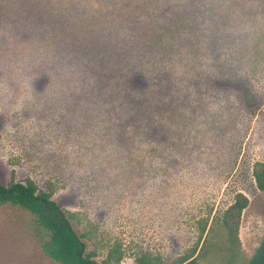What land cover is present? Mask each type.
Instances as JSON below:
<instances>
[{
	"label": "rangeland",
	"instance_id": "rangeland-1",
	"mask_svg": "<svg viewBox=\"0 0 264 264\" xmlns=\"http://www.w3.org/2000/svg\"><path fill=\"white\" fill-rule=\"evenodd\" d=\"M108 4L0 0V181L52 192L98 264H136L144 253L178 260L206 238L220 244L223 213L243 193L250 203L233 264H246L264 237L252 173L264 161V0L184 2L173 63L141 59L135 44L152 85L147 116L142 100L124 111L105 85L122 75ZM104 65L112 77L94 80L90 69ZM158 86L176 91L162 110ZM0 264H59L19 208H0Z\"/></svg>",
	"mask_w": 264,
	"mask_h": 264
},
{
	"label": "trees",
	"instance_id": "trees-1",
	"mask_svg": "<svg viewBox=\"0 0 264 264\" xmlns=\"http://www.w3.org/2000/svg\"><path fill=\"white\" fill-rule=\"evenodd\" d=\"M101 1L112 3L107 6L109 18L106 17L105 24L107 25L106 28L113 30L119 28L117 33L111 35L110 48L121 56L120 72L122 73L120 79H112V85L114 80L115 85L117 80L119 85L112 86L109 83H105V85L115 89L118 97L116 99L120 102L124 111L126 108L132 109L134 104H138L137 100H142L139 101L141 102L139 106L141 115L146 114L151 104L146 94H151L152 85H148L145 80H148L150 76L141 64H137L138 59L131 52L137 44L140 47L137 54L141 59L148 60L151 57V59L158 60L160 64L167 59L174 61L175 56L178 54L179 32L183 25L181 24L182 20L179 19L185 11L182 4L188 0ZM30 4L26 7L18 6L14 9L26 13L28 7L31 6ZM4 16L7 17L8 14L5 13ZM12 17L17 18L18 12H12ZM155 25H158L159 28ZM188 29L191 33L194 32L193 28ZM149 33H152V35ZM111 38H106L102 43H108ZM88 57L86 60L91 61L93 64L90 65L95 67V54L90 53ZM103 64L105 62L100 65ZM90 65H87V68ZM113 68L111 66L106 69L104 65L101 69L103 73L93 71L94 68L90 69V73L94 80H109L112 77ZM135 68L139 69L138 73L140 74L134 71ZM204 78L210 81L209 78ZM143 83L146 85H143ZM96 84H98V88H100L99 86L104 87V84L100 81ZM169 91L172 94L176 92L174 87L165 88L161 86L160 88L158 86L155 92V94L159 92L155 104L159 106L157 109L162 110L165 108L167 103L165 99L170 96ZM252 173L257 188L264 192V161L256 162ZM249 203V198L245 194L238 193L234 203L224 211L222 216L224 236L220 244L217 242L209 243V239L206 238L198 254L196 249L190 255L172 260L161 255L144 253L137 257L136 264H202L211 260H214L217 264H233L241 249L239 236L241 220ZM6 206L24 210L32 217L33 226L36 228L37 235L41 240L43 252L55 262L59 264H98L97 254L88 250L84 236L78 234L72 224L75 214L62 208L53 199L52 192L40 190L33 180L11 181L8 184H3L0 181V208ZM203 222H205L204 225ZM199 225L201 226L202 235H204L208 221L199 220ZM246 264H264V237L253 257Z\"/></svg>",
	"mask_w": 264,
	"mask_h": 264
}]
</instances>
